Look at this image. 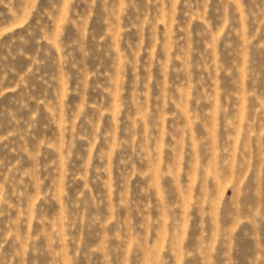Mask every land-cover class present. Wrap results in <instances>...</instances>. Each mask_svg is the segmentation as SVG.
Returning <instances> with one entry per match:
<instances>
[{
	"label": "rangeland",
	"instance_id": "obj_1",
	"mask_svg": "<svg viewBox=\"0 0 264 264\" xmlns=\"http://www.w3.org/2000/svg\"><path fill=\"white\" fill-rule=\"evenodd\" d=\"M0 264H264V0H0Z\"/></svg>",
	"mask_w": 264,
	"mask_h": 264
}]
</instances>
